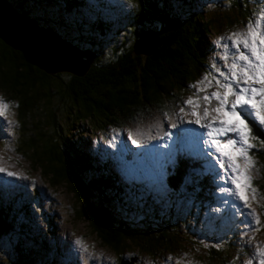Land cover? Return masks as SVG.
<instances>
[{
    "label": "trees",
    "instance_id": "trees-1",
    "mask_svg": "<svg viewBox=\"0 0 264 264\" xmlns=\"http://www.w3.org/2000/svg\"><path fill=\"white\" fill-rule=\"evenodd\" d=\"M236 1L234 7L242 10L249 3ZM204 2L207 1L128 0L131 9L120 13L116 24L104 18H74L69 23L62 19L65 12L85 11L86 0H8L15 13L62 36L71 47L93 55L91 66L83 75L69 71L55 73L11 44L0 32V91L17 114L19 150L26 134L23 144L28 151L25 150L24 156L32 166H40L41 175L54 188L63 185L73 192L79 203V216L89 221L90 235L96 234L97 241L111 248L119 263L122 262L120 253L130 247L156 256L160 252H186L191 246L188 244L196 240L186 236L187 223L182 218L185 213L176 212L172 205L149 212L133 209L130 202L139 196L131 190L126 194L127 187L117 180L110 160L98 164L86 151L89 139L83 135L78 137V129L73 136V131L79 123H86V134L98 131L107 135L108 128L117 127L139 126L146 130L149 122L155 124L164 112L173 116L191 95L199 93V84L211 73L207 64V36L223 29L220 22L227 27L229 23L246 19H240L244 15L241 12L238 15L236 10L235 16L223 14L208 18L205 9L202 10L204 7L195 9ZM250 3L260 7L263 2L252 0ZM45 6L49 10L43 12ZM248 15L253 16L249 11ZM149 32L156 35L159 45L149 55L136 54L137 42ZM28 130L32 132L30 135ZM156 130L154 127L153 132ZM253 131L257 143L259 139L264 141V129L254 124ZM258 154L262 160L260 190L264 195V151ZM186 165L184 161L169 176L168 188L177 198L187 176L182 172ZM33 198L38 205L39 189H34ZM260 209L264 213V204ZM198 211L201 212L200 207ZM18 214L15 206L0 204V240L18 236L11 243L16 257L12 263L35 264L37 258L41 259L37 264H55L58 258L49 261L52 259L43 256L42 251L40 255L38 250L34 252V248L23 246L26 235L35 243L37 237L31 236V221L27 222L21 214L19 219ZM49 231L55 233L53 225ZM40 239L42 247L47 248L46 239ZM194 246L205 249L203 264L226 263L233 253L232 244L227 245L226 251L230 250L227 252L199 243Z\"/></svg>",
    "mask_w": 264,
    "mask_h": 264
},
{
    "label": "rangeland",
    "instance_id": "rangeland-1",
    "mask_svg": "<svg viewBox=\"0 0 264 264\" xmlns=\"http://www.w3.org/2000/svg\"><path fill=\"white\" fill-rule=\"evenodd\" d=\"M86 1L88 3H94L89 6V12L82 15L79 11L77 15L72 14V17L70 16L65 17V15L68 14L65 12L62 19L67 23L71 22L74 18H76L77 20H82L84 18H86L87 20H92L93 18H98V17L107 19L108 18L107 13H104L102 15H98V14H101L103 12H108V13L110 12L111 13L110 17L112 18L111 21L117 24L116 18L120 16V13L127 12L130 10V7L120 0H115V1L96 0V2L94 0H86ZM205 1L207 2L200 4L195 9L198 11L201 9V7H204L202 10L205 9L204 13L208 18H210V16L221 17L223 16V14L225 16H230V14L231 16H235L236 11L238 12V15L241 13L244 15L243 17H240V19L246 17V19L242 21H237V22L235 21L237 25L234 22L232 24L229 23L227 27H224L225 26L224 22H220V25H222L223 29L221 28L222 29L221 31L210 32V35L207 36L209 42L208 44L209 46L207 47V51H208L207 64L210 65V68H208V70L211 72V75H209V77H213V73H214L215 76L214 81H216V79H218L219 77L220 72H224L226 74L229 72V67L232 62L231 56H229L228 54V49H225L223 47L225 41L222 40L221 38L225 37V35H227L228 32L235 31L233 29L234 25L241 27L238 28L237 30H240V32H244L246 30L245 26L248 24L249 20L255 18L254 14L264 9V0H259L260 3L263 2L260 7L257 4L252 5L250 3L252 2V0H248L249 2L248 5L245 3V6H242L244 10L238 7L237 8L234 7L233 2L234 1L237 2L236 0H205ZM96 3H98V13L95 6ZM103 3L106 4L109 9H107L105 5H103ZM6 9L7 8L5 9L0 8V15L2 17L4 16V11H6ZM43 10H44L43 12H46L49 9L48 7L45 6ZM227 10L230 12H228ZM248 11L252 12L253 16H249ZM10 14L11 12L9 11L7 15ZM86 14L88 16H86ZM240 22L242 23L241 25L243 26L238 25ZM31 28L35 32V25H33ZM39 32L44 38H46L51 43H53L51 38L53 39L54 37L52 35L37 30V34ZM147 34L150 35V39L154 42L151 45L149 39L150 49L153 50L159 45V42L157 41L156 35L153 32H149ZM143 36H145V34ZM60 37L62 38V36ZM10 40L15 42L14 38ZM139 44L138 46H140ZM142 45L144 47V44ZM145 48L150 50L149 47H144V49ZM226 53L228 54L229 57L227 61L224 59ZM70 62L72 65H78V66L83 64L81 58L78 61L71 58L68 63ZM211 64H214L215 67L214 65ZM84 65L85 67L87 66V64L85 63ZM65 67L69 68L68 65H65ZM81 67L84 70L86 69L84 66ZM203 81L204 83L199 84L198 86L199 89H203V85L206 88V86L212 82V80H207V79L206 80L204 79ZM210 88L212 87H209V89ZM212 91L215 90L211 89L207 92L199 91V93H194V95H191V98L195 101L197 95L202 97L203 95L210 94ZM5 97L6 96L4 95V93L0 91V98H3V100L8 101ZM215 103L216 101L213 100L212 105H215ZM10 106H11L12 119L14 120L15 117L17 118V114L13 108V105L10 104ZM183 107H185L186 111H190V108L185 104H183ZM180 109L181 107L178 109V112L180 116L183 117L184 119L188 120L194 118L191 115H184L183 113L180 112ZM171 118L174 119L173 117ZM161 119L163 124L165 122L167 123L169 122L168 118L165 119L161 117ZM6 120L7 119L4 118L3 121H0V137H8V141L4 143L3 141H0V168L5 169V172L0 173V204L5 206V204L8 203L15 206L18 212L24 217V219L27 222L31 221L30 223L32 224L31 236H36L38 239L36 238V243H35L31 239L30 235L29 236L26 235L27 239L23 242L24 244L23 246L24 247L29 246V248H34L33 249L34 252L38 250L40 252V255L44 253L43 256H46L48 259L58 258V261L56 262L54 261L55 264H68L70 263V259L72 260L71 264H73V261L76 264H78V262H80L81 264H117L116 261L117 255L114 256V253L111 250V248L107 247L106 245H102L99 240L97 241L95 238L96 234H94L95 236L90 235L91 228L88 226L89 221H87L85 217L79 216L80 214L77 211L79 207V203L75 201L76 197L74 196L73 192L69 191V189H67V187L63 185H61V187L54 188L45 178V176L41 175L42 170L40 166L39 167L32 166L30 160H28V158L24 156L26 153L25 150L28 151L27 145L23 144V141L27 139L26 134L23 135L22 137L23 139H21L22 150H19V147L16 146L18 145L17 144L18 132L16 133V131H14V129L12 128H10L11 131L4 130L5 128H8L7 126L8 121ZM149 125H153V122H149L148 126ZM86 127H87L86 123L84 125H81V123H79L76 126V129L73 131V136L77 129L78 131L76 134L78 135V137L83 135L84 138H88L89 140L90 138H94L95 136L100 138L105 135L99 133L98 131L97 132L90 131L89 133L86 134V130L84 129ZM137 128H139V126L130 129L131 131H133L134 129ZM153 129L154 127L152 128V133H153ZM24 130L25 128L23 129V131ZM31 133H32L31 130H28L27 135H30ZM108 133H111L112 135L110 141H106L105 145L98 144V149H93L86 146V151L88 152V154L89 153L92 154L94 158L97 157L98 164L103 163L104 160H107L108 158H111L112 161L110 162L109 165L110 167L115 168L116 165L113 161V157H112L113 154L110 153L109 148L114 147L113 145L116 144L117 140H119L116 146H118L120 149H116V158H119L120 162L124 161L123 156L119 154L120 152L119 150L121 149L128 150V152L131 154L133 159L130 162H126V164L129 167L130 175H135L139 163L138 153L134 152L128 143L126 144L123 143L124 138H128V134H129L128 129L125 127L108 128L106 134ZM84 138H80V139H84ZM253 144L256 146V149L260 147L259 150L254 152L255 158L258 160L260 158L258 153L264 151V143H262V141L259 140V144L256 142H254ZM208 158L211 161L212 158L209 156ZM261 162L262 160L260 159L259 160L260 165L262 164ZM240 165L242 167L245 166L243 162H241ZM7 172H13L15 175L8 176L6 174ZM110 174H112L111 170H110ZM199 174L201 176L202 173L200 172ZM246 174L250 175L253 180V178L256 179L255 177H257L258 175V170L254 166L250 169H247ZM259 177H261V175ZM55 180H58V178ZM192 180L194 181L192 186L193 188H195L196 184L200 183V180H198L197 178L195 179L192 178ZM115 184L117 185L116 181ZM227 185L229 187L231 186L230 184ZM220 187H222V185L220 186L218 184L217 188L219 189ZM35 188L39 189V193L41 196V201L39 202L38 205L36 204L34 205L31 202V198L33 197L32 193L34 192ZM152 190L153 188L152 185L150 184L148 185V188H146L145 186L141 188V191L145 192L146 195L152 192ZM154 191L158 192V194L160 195L159 197L163 201L164 205H167L168 207L171 206L172 202L169 201L167 198L168 190L166 189L164 184H160L159 189ZM22 192H27V195L21 194ZM194 194H196V192H194ZM143 197L145 196L143 195ZM204 198L207 199V202L202 203V206H199L202 210L201 212L198 211L199 207H196L195 205L189 207L184 206L180 210V212L185 213L183 214L182 218H183V222L185 221V223H187V226L185 227L186 236H188L191 239H195L196 237H200L205 232H207L208 234V232L211 231L212 228L213 230H217L221 234H226L228 232H235L240 241L233 246L236 247V249L239 248V250H234V248H232V250L235 253H237V258H240V260L235 263H231L232 261L231 259H229L228 264H243V263L248 264V260L251 256L252 250L247 245L248 239H246L245 237L246 235H244L243 233L244 228H242L241 230H238L237 227L229 228L228 223H226L225 220L223 219L222 212L226 208L230 210V214L228 217V221L230 222V224L236 225L241 221H245L250 223L251 226H253L255 224L252 222L253 217L248 216L247 213L254 212L255 217H257L258 215L257 212L260 211L262 213L260 206L264 204V195L262 194L260 197V201H261L260 204H258V198L256 197V199L254 200V204L253 203L249 204L246 213L240 211V210H244V208L241 207L242 202L235 203L232 201L233 202L232 203L226 198H220L219 206H218L214 192H211L209 196L207 195L204 196ZM132 203H134V201H132ZM138 204L146 208L144 198H142L141 201L138 202ZM132 206L136 208L135 205ZM36 207L41 209L37 210ZM176 208L179 211L177 205ZM148 211H151V208H149ZM161 212H165V211H161ZM20 214H18L19 219L21 218ZM263 220H264V213H263ZM50 225H53V227L55 228V233H51L49 231ZM43 234H45L44 236L47 237L46 241H47L48 249L42 247L40 238L43 237L42 236ZM16 238H18V236H13L11 238L8 237V239L4 241L0 240V264H13L12 261L16 257L12 245L13 242L15 243ZM249 238L251 239L249 241L251 244H254L255 246L259 245L261 247H264V227L262 226V229L256 232L255 235L249 234ZM224 239L225 238H223L216 231H214V233L211 236V240L213 243L212 242H207V243L209 247H212L213 245H219ZM227 240L229 241L232 239L227 238ZM77 241H79L80 243H77ZM195 243L197 244V241L188 244L191 245L189 247H192V251L189 250V253H187V255L182 254V252H177V253L160 252L157 253L159 255L155 254L156 256H154V254L152 253H147V252L140 253L139 250L136 249L135 247H130L129 249L123 250L122 253H120L121 255L119 256H122V260L124 264H176L177 261L183 262V260H186L192 264H199L200 262L199 260H201L202 262L204 261L203 253H205V249L203 247H201L203 250L196 249V247L194 246ZM247 247L249 249H246ZM84 249H87V251H84ZM54 252H56V254ZM169 257H172V259L169 260L168 259ZM55 259L49 261H53ZM34 260L36 262L35 264L41 261V259H37V258H35ZM118 264H119V259H118Z\"/></svg>",
    "mask_w": 264,
    "mask_h": 264
},
{
    "label": "snow or ice",
    "instance_id": "snow-or-ice-1",
    "mask_svg": "<svg viewBox=\"0 0 264 264\" xmlns=\"http://www.w3.org/2000/svg\"><path fill=\"white\" fill-rule=\"evenodd\" d=\"M254 16L255 19L249 20L244 32H232L221 38L225 41L223 44L225 49L231 47L235 50L231 54L232 62L229 72L227 74L220 72L223 81L216 80V91L202 97L197 95L195 101L189 98L184 102L190 111H186L185 107H182L180 112L184 115H191L194 119L184 121L183 117H180V123H178L177 120L171 118L168 112L163 113V117L168 118L169 127L173 130L178 129L179 134L194 131L181 127V123L194 124L199 129L206 130L200 133V136L204 138V154L214 157L216 164L223 170L218 179L224 180L226 185H231L230 187H221L219 191L231 196L236 202H242L241 207L243 208L249 207L247 198L249 191L252 198L256 199V189L252 186V178L246 174L247 169L255 166V162L249 155L250 150L254 147L251 141L258 139L253 134V124L264 129V9ZM228 58L226 53L224 59L227 61ZM210 86L209 83L206 88ZM206 88L199 89V91H205ZM213 100L216 101L215 105H212ZM8 110L9 102L0 98V117H5ZM153 127L159 129L156 135L152 134ZM230 134H234V136H230ZM174 135H178V133L165 130L162 119L158 118L155 124L149 125L146 130L137 128L130 131L128 139L137 148H146L153 139L163 141V143L153 145V148L159 149L171 147L168 141ZM213 148L215 151H212ZM162 155L167 156L169 153ZM238 160L243 161L245 167L242 168L237 163ZM3 172L5 169L0 168V173ZM6 174L8 176L15 175L13 172ZM247 215L253 217V223L260 224L259 218L255 217L254 212H248ZM244 226L248 227L247 224ZM253 231H259V228H255ZM77 243L80 242L77 241ZM204 246L208 247V245ZM213 246L220 247V245ZM168 259L171 260L172 257ZM254 260H258V264H264V247L255 246L248 264H253ZM176 264H180V262L177 261Z\"/></svg>",
    "mask_w": 264,
    "mask_h": 264
},
{
    "label": "clouds",
    "instance_id": "clouds-1",
    "mask_svg": "<svg viewBox=\"0 0 264 264\" xmlns=\"http://www.w3.org/2000/svg\"><path fill=\"white\" fill-rule=\"evenodd\" d=\"M95 2H96V0H94ZM113 1H115V0H113ZM120 1H123L125 4H127V6H131L129 3H128V0H120ZM87 2V1H86ZM92 4H94V3H88L87 2V9L85 10V11H80V13L83 15V14H85V13H87V12H89V6L90 5H92ZM56 5H58V3H56ZM103 5H105V7L107 8V9H109L108 8V6L106 5V4H104L103 3ZM96 10H97V13H98V3H96ZM0 8H3V9H5V8H7L6 9V11H4V13L7 15V13L10 11V10H12V8L11 7H9V4H8V0H4V3H2V2H0ZM130 9H131V7H130ZM69 13L68 14H66L67 16H70V17H72V14H74V15H77V13H78V11L76 10L75 12H71V11H68ZM260 12V11H259ZM259 12H257V13H259ZM104 13H107V16H108V18L107 19H111L112 20V18L110 17V12L108 13V12H103V13H101V14H98V15H102V14H104ZM2 16L0 15V18H1ZM95 18H93L92 20H94ZM97 19H99V17L97 18ZM255 19V18H254ZM0 25H2L1 24V21H0ZM36 27H37V29L39 30V31H43V32H45V33H47V34H50V35H52V33H53V31H51V30H49V29H44V28H40V27H38L37 25H36ZM237 27V28H236ZM236 27H234V30L235 31H230V32H228V34L227 35H229L230 33H232V32H237V31H240V30H237L238 28H241V27H238V26H236ZM246 27V26H245ZM244 27V28H245ZM36 34H37V32H36ZM53 34H55V33H53ZM37 35H39V36H42L41 35V33L39 32ZM53 37H55L56 38V41L58 40V35L57 36H54V35H52ZM226 36V35H225ZM43 37V36H42ZM52 39V38H51ZM57 43V42H56ZM229 44H230V42H228ZM209 45H207V47H208ZM234 50V49H233ZM235 51V50H234ZM228 54H229V56H231V54H232V52L231 51H229V48H228ZM89 59V58H88ZM211 65H214V64H211ZM214 79H215V76H214V73H213V77H208V79L207 80H212V82L210 83L211 84V86L210 87H212V88H210L209 89V87L208 88H206V90L207 91H209V90H211V89H213V90H217V85H216V81H214ZM218 79H221V80H223V77L222 76H220V74H219V77H218ZM218 79H216V80H218ZM171 117H173L174 118V120H177V122L178 123H180V114H179V112H178V109H177V111L174 113V115L173 116H171ZM4 118H6L7 120L6 121H8V124H7V126H8V128H5L4 130H7V131H11L10 130V128H12V129H14V131H16L17 130V127H18V124L16 123V122H18V120H17V118L15 117V119L13 120L12 119V115H11V107L9 106V110H8V112H7V114H6V116L4 117ZM165 119L167 118V117H164ZM183 120H186V119H184L183 118ZM189 120V119H188ZM0 121H3V119H1V117H0ZM250 123H252V121L250 120ZM184 123H181V126L183 125ZM194 125V124H193ZM194 126H196V125H194ZM169 128V122L167 123V122H165L164 123V128L166 129V128ZM253 127H254V124H253ZM127 128V127H126ZM128 129V131L130 132L131 131V129H129V128H127ZM158 131H159V129L158 130H156L155 132H153L152 134L153 135H156L157 133H158ZM177 133H178V135H174V139H175V144H173V143H171V142H169L170 144H172V146H171V149H167L164 153H169V155H164V166L166 167V166H168V164H171L170 166H168V168H172V167H175V168H179V166L181 165V163L183 164V162L184 161H186V156H185V154H187V148H190L189 147V145H191V142H192V140H191V138H190V136H187V134H179V130H177L176 131ZM254 132V131H253ZM111 133H108L107 135H104V136H102V137H100V138H98L97 136H95L94 138H90V142H89V145H88V147H90V148H93V149H98V144H106V141H110V138H111ZM3 138H6L7 140H5V141H3L2 139ZM153 140H156V139H153ZM260 140V139H259ZM259 140H258V143H259ZM0 141H3V143L4 142H6V141H8V137H0ZM18 141V140H17ZM119 140H117V142H118ZM117 142H116V144H114L113 146L114 147H110L109 148V151H110V153L111 154H113V161H114V163H115V168H113V167H110L111 168V170H112V172H114L117 176H118V181L119 182H126L127 180L125 179V177L126 176H128L129 177V171H128V165L126 164V162H130L133 158H132V156H131V154L128 152V150H119L120 152H119V154L120 155H122L123 156V158H124V161H122V162H120V160H119V158H116V149H120L118 146H116L117 145ZM254 142H256V139H254V140H252L251 141V143H254ZM123 143L124 144H126V143H128L129 144V146L132 148V150L134 151V152H136V153H139V149H141V148H136L132 143H131V141L128 139V138H124V140H123ZM181 143H185V144H181ZM257 143V142H256ZM15 144H16V142H15ZM14 144V145H15ZM180 144V145H179ZM16 146H18V145H16ZM143 149V148H142ZM259 149V148H258ZM258 149H256V146L254 145V147L250 150V153H249V155H250V157H251V159L255 162V167H256V169L258 170V175H257V177H255L256 179H254L253 178V180H252V186L256 189V197L258 198V204H260V197H261V195H262V191L260 190V179L262 178V177H259L260 175L262 176V173L260 172V163H259V160H260V158L257 160L256 158H255V155H254V151L255 150H258ZM90 154V153H89ZM92 157H93V155L92 154H90ZM94 158V157H93ZM95 159V158H94ZM96 160L98 161V159H97V157H96ZM107 160H110V162L112 161V159L111 158H108ZM104 161H106V160H104ZM110 162H109V164H110ZM186 163H187V165L184 167V168H182V172H185L186 174H187V176H185V178H184V186H183V189H180V191H181V194L180 195H178V198L174 195V193H172L171 191H169V193L167 194V198H168V200L169 201H171L172 202V208H174V210L176 211V212H179L181 209H182V207H189V206H193V203H197V204H200L201 206H202V203H206L207 202V199L206 198H204V196H209V194L211 193V192H214V195H215V197H216V199H217V204H218V206H219V197H218V194L219 193H221L220 191H219V189L221 188H217V185L219 184L220 186L222 185V183H221V181H220V179H218V176L220 175V172L218 171V169H217V167H216V176H213V178H211L210 179V176H207V175H205L204 174V172H203V170L201 169V166L200 165H198L195 169H192V167H190V168H188V161H186ZM155 164H156V166H157V168H158V170L159 171H163V169H165V167L162 165L163 164V160L161 161V163H160V161L159 160H157V161H155ZM177 169H176V171H177ZM195 172H194V171ZM176 171H174V172H170L169 173V175H171V174H174V173H176ZM202 173L201 174V176H200V172ZM218 173V174H217ZM192 178L193 179H195V178H197L198 180H200V183H198V184H196V186H195V188H193V186H192V184H193V180H192ZM186 179H187V183L185 182L186 181ZM220 181V182H219ZM121 184V183H120ZM148 182H146V181H144V182H142L141 183V185H138L137 183H134V184H132V185H128V184H125V185H123V187L124 188H126L127 187V189H126V191H125V193L126 194H128L129 193V191L131 190L133 193H135L136 195H138L139 197H138V199L134 202V203H132V202H130L131 204H133V205H135L136 206V208L135 209H139V210H145V211H147V212H149L148 211V209L149 208H151V211H154L153 210V208H155V209H159L160 207H162L163 205H164V203H163V201L159 198L158 199V202H159V204H158V206L159 207H156L154 204H155V200L154 199H152V198H150V197H146V194L144 193V192H142L141 191V188L143 187V186H145L146 188H148ZM164 186L166 187V189H167V186L164 184ZM222 187H223V185H222ZM202 188L203 189H205L206 191H203L202 190ZM184 191V192H183ZM194 192H196V194H194ZM142 193H143V195L146 197H143V195H142ZM151 193H153V190H152V192ZM21 194H24V195H27V192H22ZM32 195H33V193H32ZM222 195V194H221ZM247 195H248V201H249V204L250 203H253L254 204V199L252 198V194H251V192L249 191L248 193H247ZM227 196H229V195H227V194H224V195H222V197H224V198H227ZM142 198H144V201H145V206H146V208L144 207V206H140L139 204H138V202L139 201H141V199ZM156 198H157V196H156ZM34 200V198L32 197L31 198V202ZM128 200V199H127ZM157 201V200H156ZM232 202V201H231ZM233 202H235L234 200H233ZM232 202V203H233ZM236 203V202H235ZM35 205V204H34ZM176 205L178 206V208H179V211H178V209L176 208ZM195 205V204H194ZM166 207H168L167 205H165ZM196 206V205H195ZM217 206V207H218ZM259 206V205H258ZM171 207V206H170ZM37 209V208H36ZM133 209H134V207H133ZM202 211V210H201ZM240 211H243V210H240ZM243 212H247V209L245 210V211H243ZM258 213V215H257V218H259V221H260V224H264L263 222H264V220H263V213H261L260 211L259 212H257ZM222 214H223V219L225 220V222L226 223H228V225H229V228H235V227H237L238 228V230H241L242 228H244V231H243V233H247L246 234V236L247 235H249V232H251V231H253V229H255V227H254V225L253 226H251L248 222H245V221H241V222H239L238 224H230V222L228 221V217H229V214H230V210L229 209H224L223 210V212H222ZM248 225V227L247 228H245V226L244 225ZM249 226H251V227H249ZM213 229V228H212ZM211 229V230H212ZM262 229V228H261ZM260 229V230H261ZM259 230V231H260ZM210 232V231H209ZM208 232V233H209ZM256 232H258V231H254V233L252 234V235H255V233ZM228 233H230V232H228ZM228 233H226V234H224V235H227V238H228ZM45 234H43V238H44V240L45 239H47V237L46 236H44ZM245 235V234H244ZM229 238L230 239H232V240H225L224 241V243H220L219 245H220V247L219 248H217L216 247V250H223V252L224 251H226V249H227V245L228 244H232V248H234V250H239V248L238 249H236V247H234L233 245H235V244H237V242H239L240 240L238 239V237H237V234L235 233V232H231V234H230V236H229ZM196 239V241H197V243H199L200 245H208V243L207 242H212V240H211V237H208V235H207V232H205V233H203L200 237H196L195 238ZM233 239H235V240H233ZM195 241V242H196ZM247 242H249V241H247ZM213 243V242H212ZM202 245V246H203ZM240 245H241V242H240ZM209 246V245H208ZM251 246V245H250ZM215 248V247H214ZM213 248V249H214ZM186 252H182V251H180V252H182V254H187V253H189V250L190 251H192V249H191V247H188V248H186ZM227 251H230V250H227ZM226 251V252H227ZM232 251V250H231ZM233 253H231V259H233L234 260V262H237V261H239L240 260V258H237V253H235L234 251H232ZM229 258V259H230ZM116 261H117V264H118V259L116 258ZM200 262H199V264H203V262L201 261V260H199ZM72 263V260L70 259V263H68V264H71ZM73 264H76V263H74L73 262ZM78 264H81L80 262H78ZM119 264H124L123 263V260H122V262L121 263H119ZM180 264H192V263H189L188 261H186V260H183V262H180ZM218 264H221V263H219L218 262ZM224 264H228V260H226V263H224Z\"/></svg>",
    "mask_w": 264,
    "mask_h": 264
},
{
    "label": "water",
    "instance_id": "water-1",
    "mask_svg": "<svg viewBox=\"0 0 264 264\" xmlns=\"http://www.w3.org/2000/svg\"><path fill=\"white\" fill-rule=\"evenodd\" d=\"M11 14L7 15V17L3 16L0 18L1 24L0 25V32L3 34L4 37L7 38V40L15 45L17 48L22 49L23 51L27 52L29 57L36 60V61H41L42 62V66H46L52 70H54L55 73L59 72V71H69L72 73H75L77 75H83L87 70H89L91 63H92V59L89 58L87 59V61L85 62V64H87V66L85 67L84 63L81 65H72L70 63H63L61 62L62 57H61V51H62V46L60 44L57 43L56 45V38L54 37L52 40V46L51 48H46L40 45L39 40L37 39H31L27 38V39H23V35L21 32L16 33V31H10L9 26L12 24V19L16 22H18L20 25H24L28 28L31 27L32 25V21H30L29 19H27L25 16L15 13L13 10H10ZM7 21V22H6ZM147 34V33H146ZM54 36H57L56 34H53ZM144 35V34H143ZM142 35V36H143ZM12 40L10 39H13ZM142 38V37H141ZM20 39L22 40V42L20 43ZM140 40L137 42L136 44V54H141V55H149L151 54L153 51L156 50V48H154L153 50H148L146 52H141L137 50V46L139 44ZM93 56V55H92ZM65 65H68L69 68H66ZM81 66H84L86 69L84 70ZM15 264V263H13Z\"/></svg>",
    "mask_w": 264,
    "mask_h": 264
},
{
    "label": "bare ground",
    "instance_id": "bare-ground-1",
    "mask_svg": "<svg viewBox=\"0 0 264 264\" xmlns=\"http://www.w3.org/2000/svg\"><path fill=\"white\" fill-rule=\"evenodd\" d=\"M0 2L4 3V0H0ZM80 11H83V10H80ZM4 16L7 17V15L5 13H4ZM33 25H35V24L32 23L31 27ZM31 27L28 28V27H26L24 25H20L18 22L14 21L13 19H12V24L9 26L10 31H14L15 30L16 33L21 32L22 35H23V39H27V38L31 37V39H37V40L41 41L40 45L43 46V47H46V48L53 47L51 45L52 43L49 40H47L46 38H44L42 36H39V35L35 34L37 32V30H38L36 25H35V32L32 30ZM149 39H150V35L149 34H147V35L145 34V36H143L142 39L140 40V42H139L140 46H137V50L141 51V52H146L147 49L146 48L144 49V47H149V49H150ZM21 42H22V40L20 39V43ZM57 42H58V44L62 45V51H61V54H60L61 57H62L61 62H64V63L67 64L70 61L71 58L76 60V61L80 60V58H81L83 63H85L88 58H92V53L83 52V51L79 50L76 47H71L70 43L66 39L61 38L59 35H58ZM150 42H151V45L154 43L151 39H150ZM142 44H144V47H143ZM70 64H71V62H70Z\"/></svg>",
    "mask_w": 264,
    "mask_h": 264
}]
</instances>
